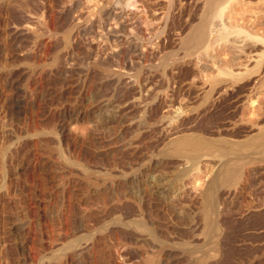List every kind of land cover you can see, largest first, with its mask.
Here are the masks:
<instances>
[{"label": "rangeland", "instance_id": "obj_1", "mask_svg": "<svg viewBox=\"0 0 264 264\" xmlns=\"http://www.w3.org/2000/svg\"><path fill=\"white\" fill-rule=\"evenodd\" d=\"M74 1L0 0V264H264V0Z\"/></svg>", "mask_w": 264, "mask_h": 264}, {"label": "bare ground", "instance_id": "obj_2", "mask_svg": "<svg viewBox=\"0 0 264 264\" xmlns=\"http://www.w3.org/2000/svg\"><path fill=\"white\" fill-rule=\"evenodd\" d=\"M75 1H76V0H75ZM75 1H74V3H75ZM167 1H168V0H167ZM170 1H172V0H169V2H170ZM206 1H207V0H206ZM211 1H212V0H211ZM211 1L209 0V2H208V4H207L206 14L203 15V20H202L201 24H200L197 28H195V29H193V30L191 29L192 32L189 31V32H190L189 34L186 33L187 35L185 34L184 37L181 38V45H182L184 48H190V47L193 46L194 41L197 39V37L195 38V34L197 33L196 36H198V35L200 34V32H196V31L200 30V29L203 28L204 26H205L204 29H201V30H206V29H207V28H206V25H207L206 22L208 21V20H207V19H208L207 16L209 15L208 13L210 12L211 9H213L212 6H213L214 4L216 5V3H213V2H211ZM213 1H214V0H213ZM216 1H217V0H216ZM219 1H220V0H219ZM71 2H72V1H71ZM76 2H77V1H76ZM88 2H89V1H88ZM91 2H92V4H91ZM97 2H98V1H97ZM97 2H96V1L94 2V1L92 0V1H90V4L94 6V5H96ZM123 2H124V1H123ZM125 2H126V1H125ZM134 2H135V1H134ZM134 2H133V3H134ZM99 3H100V2H99ZM112 3H113V2H112ZM114 3H115V2H114ZM88 4H89V3H88ZM106 4H107V3H106ZM117 4H118V6H115V7H116V9H117V8H118V9L116 10V9L114 8V10H116V11H114V10H113V11L116 12V14H117V16H118V14H119L120 12H122V10H124V8L122 9V6H124V5H122L121 0H120L119 2H117ZM117 4H116V5H117ZM124 4H125V3H124ZM170 4H172V3L170 2ZM170 4H168V5H170ZM69 5H70V4H69ZM72 5H73V3H72ZM77 5H78V3L76 4L75 8H77ZM91 5H89V6H91ZM111 5L113 6V4H111ZM111 5H110V6H111ZM114 5H115V4H114ZM119 5H120V6H119ZM64 6H65V5H64ZM64 6H62V7H64ZM78 6H79V5H78ZM93 6L90 7V8H93ZM96 6H98V5H96ZM96 6H94L93 10L96 9V8H98V7H96ZM110 6H108V7H110ZM112 6H111V7H112ZM68 7H69V6H68ZM72 7H73V6H72ZM72 7H70V8H72ZM95 7H96V8H95ZM101 8H102V7H101ZM101 8L99 7V9H101ZM168 8H169V7H168ZM61 9H62V8H61ZM68 9H69V8H67V10H68ZM87 9H88V8H87ZM109 9H110V8H109ZM112 9H113V7H112ZM112 9H111V10H112ZM126 9H127V8H126ZM63 10H64V9H62V11H63ZM65 10H66V9H65ZM73 10H74V9H73ZM73 10H71V11H73ZM88 10H90V9H88ZM104 10H105V9H104ZM62 11H61V12H62ZM71 11H70V12L67 11V12H68L67 14L69 15V14L71 13ZM99 11H101V10H99ZM99 11H98V12H99ZM63 12H64V11H63ZM87 12H88V11H87ZM108 12H110V11L108 10ZM89 13H90V12H89ZM91 13H92V12H91ZM93 13H94V12H93ZM93 13H92V14H93ZM99 13H100V12H99ZM101 13H102V12H101ZM101 13H100V15H101ZM210 13H211V12H210ZM67 14H66V17L69 18V16H68ZM95 14H96V13H95ZM97 14H98V13H97ZM102 14H103V13H102ZM64 16H65V14H64ZM64 16H63V17H64ZM87 16H88V15H87ZM97 16H99V14H98ZM112 16H113V14H112ZM33 17H34V16H33ZM61 17H62V15H61ZM119 17H120V16H119ZM35 18H36V17H35ZM86 18H88V17H86ZM206 18H207V19H206ZM64 19H65V17H64ZM64 19H63V20H64ZM80 19H81V18H80ZM121 19H123V17H122ZM33 20H34V19H33ZM85 20H86V19H85ZM206 20H207V21H206ZM60 21H61V20H60ZM68 21H70V20H68ZM68 21H67L66 23H71V22H68ZM79 21H80V20H79ZM81 21H82V20H81ZM120 21H121V20H120ZM62 22H63V21H62ZM76 23H77V22H76ZM22 24H23V23H22ZM195 24H196V23H195ZM65 25H67V24H65ZM68 25H69V24H68ZM79 25H80V24H79ZM79 25H78V26H74V27H78V29H79V27H80ZM69 26H70V25H69ZM71 26H72V25H71ZM71 26H70V27H71ZM135 26H136V25H135ZM65 27H66V26H65ZM70 27L67 28L68 30H66V34H65V36H64L65 38L63 39V41L65 40V42H66V43L64 44V45H66V46H67V45L69 46V45L71 44V43H70V37H71L70 35L72 34L71 32L75 30V28H74V30H73V29H71L72 27H71V28H70ZM137 27H138V26H137ZM29 28H30V27H29ZM12 29H13V28H12ZM12 29H11V30H12ZM65 29H66V28H65ZM78 29H77V30H78ZM189 29H190V28H189ZM189 29H188V30H189ZM14 30H15V28H14ZM14 30H13V31H14ZM16 30H17V29H16ZM16 30H15V31H16ZM20 30H21V29H20ZM22 30H23V29H22ZM201 30H200V31H201ZM24 31H25V30H24ZM75 31H76V30H75ZM75 31H74V32H75ZM74 32H73V34H74ZM203 32H204V31H203ZM205 32H206V31H205ZM14 33H15V32H14ZM16 33H17V32H16ZM18 33L22 35L23 32H22V31H19V29H18ZM18 33H17V34H18ZM120 33H121V32H120ZM206 33H207V32H206ZM12 34H13V33H12ZM17 34H15V35H17ZM25 34H26V33H25ZM32 34H33V33H32ZM73 34H72V35H73ZM203 34H204V33H203ZM203 34H202V35H203ZM26 35H27V34H26ZM26 35H25V36H26ZM34 35H35V34H34ZM23 36H24V35H23ZM200 36H201V35H200ZM203 36H206V35L204 34ZM19 37H21V36H19ZM198 37H199V36H198ZM206 37H207V36H206ZM23 38H25V37H23ZM202 38H203V37H202ZM202 38H200V39H202ZM71 39H72V38H71ZM194 39H195V40H194ZM198 41H199V40H198ZM203 41H204V40H203ZM203 41H202V42H203ZM71 42H72V40H71ZM195 42H196V41H195ZM202 42H201V43H202ZM68 43H69V44H68ZM131 43H132V42H131ZM198 43H199V42H198ZM198 45H199V44H198ZM134 46H135V45H134ZM134 46H133V47H134ZM136 46H137V44H136ZM64 47H65V46H64ZM198 47H199V46H198ZM66 48H67V47H66ZM135 51H136V50H135ZM138 53H139V52H138ZM59 57H60V56H59ZM56 58H57V57H56ZM57 60L59 61V59H57ZM149 60H150V59H149ZM53 61H54V63H55L56 60H53ZM54 63H53V65L55 66ZM57 64H58V63H57ZM100 64L103 66V68H101L102 66L99 67V68L102 69L101 71H102L103 76H104V74H105V73H103V72L108 71L107 73H110V70H109V69L105 71V69H104L105 66H104L102 63L94 64V67H95V65H96V68H97V65H100ZM53 65H52V66H53ZM54 66H53V67H54ZM58 66H59V64L57 65V67H55V69L58 68ZM62 66H63V65H62ZM61 68H62V67H61ZM61 68H60V69H61ZM99 68H98V70H99ZM107 68H108V67H107ZM60 69H59V71H62V70H63V69H61V70H60ZM103 69H104V71H103ZM96 70H97V69H96ZM98 70H97V71H98ZM59 71H58V72H59ZM99 71H100V70H99ZM62 72H63V71H62ZM48 73H49V72H48ZM99 73L101 74V72H99ZM112 73H113V72H112ZM112 73H111V74H112ZM117 73H118V72H117ZM114 74H115V72H114ZM118 74H119V73H118ZM106 75H107V74H106ZM106 75H105V76H106ZM115 75H116V74H115ZM115 75H112L113 78H114ZM108 77H109V75H108ZM108 77H106V78H108ZM115 77H116V76H115ZM118 77H119V75H118ZM109 78H112V77H109ZM220 80H221V79H220ZM224 80H225V79H224ZM216 82H217V81H216ZM216 82H214V83H216ZM221 82H222V81H221ZM225 82H226V80H225ZM248 82H249V81H248ZM209 83H210V81H209ZM211 84H212V83H211ZM247 84H249V83H247ZM247 84H246V85H247ZM218 85H219V84H218ZM220 85H221V84H220ZM225 85H226V84H225ZM243 85H244V84H243ZM208 86H210V85L208 84ZM208 86H207V87H208ZM239 86H241V85H239ZM213 87H214V86H213ZM221 87H224V86H221ZM245 87H246V86H245ZM208 88H209V87H208ZM211 88H212V87H211ZM216 88H217V87H216ZM242 88H244V87H241V89H242ZM220 89H222V88H220ZM210 91H211V89H210ZM210 91H208V92H210ZM217 91H218V88H217ZM215 92H216V90H215ZM217 93H218V92H217ZM210 94H211V92H210ZM229 94H230V93H229ZM202 95H203V94H202ZM207 95L209 96V93H207ZM214 95H215V94H214ZM214 95H213V96H214ZM222 96H223V94H222ZM207 98H209V97H207ZM229 98H230V97H229ZM212 99H213V98H212ZM212 99H211V100H212ZM217 99H218V98H217ZM206 100H207V99H206ZM211 100H210V104H212V102H213V100H212V102H211ZM227 100H228V99H227ZM207 101H208V100H207ZM208 102H209V101H208ZM213 106H214V105H213ZM217 108H218V107H217ZM220 108H221V107H220ZM215 109H216V108H215ZM204 110H205V109H204ZM206 110H207V109H206ZM208 111H209V110H208ZM70 112H71V111H70ZM202 112H203V111L201 110V111L199 112L198 115H201ZM74 113H75V112H74ZM77 113H78V112H77ZM217 113H220V111L217 112ZM217 113L215 112L214 114H211V115L206 116L207 119H208V122H210V123H214V122L216 121V120H214V119H216L215 117H216V114H217ZM76 115H77V114H76ZM204 115H205V114H204ZM206 117H205V118H206ZM218 117H220V116H218ZM218 117H217V118H218ZM225 117H226V116H225ZM227 117H228V116H227ZM206 121H207V120H206ZM202 122H203V121H202ZM204 122H205V121H204ZM208 122H207V124H208ZM226 122H227V123H226L227 126L223 124L224 126H222V127H225V126L228 127V126H229V125H228V124H229L228 121H226ZM148 123H149V122H148ZM149 124H150V123H149ZM218 124H219V123H218ZM230 124H231V123H230ZM233 124L236 125L235 123H233ZM199 125H200V123H199ZM215 125H216V124H215ZM215 125H213V126H215ZM219 125H221V124H219ZM200 127H201V125H200ZM211 127H212V126H211ZM215 127H216V126H215ZM232 127H233V126H232ZM202 128H204V126H203ZM201 130H202V129H201ZM204 130H205V129H204ZM205 131H206V130H205ZM217 131H218V130H217ZM241 131H242V130H241ZM241 131H240V132H241ZM235 132H236V131H235ZM261 132H262V130H261ZM263 132H264V131H263ZM263 132H262V133H263ZM220 133H221V131H220ZM232 134H233V133H232ZM232 134H231V135H232ZM235 135H236V134H235ZM61 136H62V135H61ZM200 136H201V135H200ZM257 136H258V134H257ZM189 137H191V136H189ZM203 137H204V136H203ZM252 137H253V136H252ZM258 137H260V136H258ZM184 138H185V136H184ZM254 138H255V137H254ZM189 139H190V138H189ZM196 139L199 140V139H201V138H200V137H199V138L197 137ZM203 139H204V138H203ZM208 139H209V138H208ZM216 139H217V138H216ZM223 139H225V138H223ZM247 139H248V138H247ZM247 139H246V140H247ZM259 139L261 140V138H257V141H258V142H259ZM214 140H215V139H214ZM221 140H222V139L220 138L219 141H221ZM230 140H232V139H229L228 141L230 142ZM184 141H185V140H184ZM186 141H187V140H186ZM186 141H185V142H186ZM191 141H192V140H191ZM193 141H195V140H193ZM202 141L204 142V140H202ZM202 141H201V142H202ZM215 141H216V140H215ZM219 141H218V143H219ZM226 141H227V140H225V142H226ZM233 141H234V140H233ZM233 141H232V142H233ZM235 141H236V140H235ZM257 141H256V143H257ZM201 142H200V143H201ZM205 142H206V140H205ZM207 142H208V141H207ZM222 142H223V141H222ZM247 142H248V141H247ZM247 142H246V143H247ZM253 142H254V140H253ZM188 143H189V142L187 141V146H188ZM192 143H193V142H192ZM195 143H196V142H195ZM197 143H198V142H197ZM215 143H216V142H215ZM226 143H227V142H226ZM233 143H234V142H233ZM236 143H237V142H236ZM236 143H235V144H236ZM172 144H173V143H172ZM189 144H190V143H189ZM222 144H223V143H222ZM224 144H225V143H224ZM250 144H251V143H250ZM250 144H249V145H250ZM252 144H253V143H252ZM182 145H183V144H182ZM193 145H194V144H193ZM204 145H205V144H204ZM204 145H203V146H204ZM217 145H219V144H217ZM237 145H238V144H237ZM237 145H234L233 147H235V146H236V147H239V145H238V146H237ZM242 145H243V146H244V145H245V146H246V145L248 146V144H242ZM173 146H174V145H173ZM185 146H186V145H185ZM194 146H195V145H194ZM194 146H193V147H194ZM196 146H198V144H197ZM199 146H200V144H199ZM253 146H254V145H253ZM181 147H184V146H181ZM181 147H180V148H181ZM208 147H209V146H208ZM208 147H207V145H206V148H208ZM218 147H219V146H218ZM191 148H192V147H191ZM195 148H196V147H195ZM206 148H205V149H206ZM221 148H222V147H221ZM241 148H242V147H241ZM244 148H245V147H244ZM247 148H248V147H247ZM259 148H260V147H259ZM164 149H165V148H164ZM224 149H225V148H224ZM235 149H237V148H235ZM242 149H243V148H242ZM193 150H194V148H193ZM207 150H208V149H207ZM212 150H213V149H212ZM229 150H230V149H229ZM243 150H244V149H243ZM245 150H246V149H245ZM248 150H249V149H248ZM176 151H177V150H176ZM188 151H189V150H188ZM208 151H209V150H208ZM210 151H211V150H210ZM213 151H216V150H213ZM221 151H222V150H221ZM199 152H200V151H199ZM229 152H230V151H229ZM232 152H233V151H232ZM238 152H239V150H238ZM238 152H236V153H238ZM240 152H241V151H240ZM246 152H247V151H246ZM179 153H180V152H179ZM179 153H178V154H179ZM183 153H184V152H183ZM192 153H193V152H192ZM201 153H202V152H201ZM204 153H205V152H204ZM214 153H215V152H214ZM214 153L212 152L211 154H214ZM217 153H218V152H216V154H217ZM219 153H220V152H219ZM227 153H228V152H227ZM163 154H164V153H163ZM202 154H203V153H202ZM223 154H224V152H223ZM165 155H166V154H165ZM169 155H171V154H169ZM179 155H180V154H179ZM214 155H215V154H214ZM224 155H225V154H224ZM227 155H228V154H227ZM243 155H244V154H243ZM172 156H176V155H173V153H172ZM172 156H171V157H172ZM202 156H203V155H202ZM215 156H216V155H215ZM228 156H229V155H228ZM238 156H239V155H238ZM198 157H199V156H198ZM235 157H236V156H235ZM255 157H256V156H255ZM194 158H195V157H193V159H194ZM176 159H177V158H176ZM184 159H185V157H184ZM187 159H190V158H187ZM195 159H196V158H195ZM198 159H199V158H198ZM157 160H158V159H157ZM161 160H162V159H161ZM182 160H183V159H182ZM200 160H201V159H200ZM212 160L215 161L216 159L214 158V159H212ZM226 160H228V159H226ZM239 160H240V159H239ZM239 160H238V161H239ZM217 161H218V160H217ZM238 161H237V162H238ZM254 161H256V160H254ZM257 161H258V160H257ZM188 162H189V161H188ZM192 162H193V161H192ZM192 162H191V163H192ZM215 162H216V161H215ZM219 162H220V161H219ZM237 162H236V163H237ZM216 163L219 164L218 162H216ZM240 163H241V162H240ZM240 163L235 164V163L233 162V163H230V164H228V165H225V168L221 169V170H220V171H219V172L213 177V179L210 181L211 183H210V187H208L209 189H208L206 192H203L202 200H201L202 202H201V203H202V208H203V211H204V212H203V211H202V212H203V214H204V216H205L206 218L209 217L210 206H211V205L215 202V200H216V195H215V193L213 192V190L216 189V188L219 187V186H224V187L226 188L227 191H230V190L232 189V186L235 185L236 183H238L239 178H240V177H238L239 173H240V174H243V173H244L243 166H242V164H240ZM192 164H193V163H192ZM192 164H191V165H192ZM214 164H215V163H214ZM156 165H157V164H156ZM183 165H184V164H183ZM216 166H218V165H216ZM222 166H223V165H222ZM222 166H220V168H222ZM153 167H154V166H153ZM85 170H86V169H85ZM178 170H179V169H178ZM245 170H246V169H245ZM157 171H158V170H157ZM182 172H183V170H180V173H181V174H182ZM245 172H246V171H245ZM180 173H177V174L175 175V177L173 176L174 178L171 179V180L169 181V183H171V185L167 184L166 187H170V188H171L172 185H173V186L176 185L177 183H176L175 181L178 180V179H180V178H179L180 175H181ZM183 174H184V172H183ZM183 174H182V175H183ZM245 174H246V173H245ZM157 175H159V174H157ZM153 176H154V175H153ZM154 177H156V176H154ZM158 177H159V176H158ZM163 179H164V178H163ZM157 180H159V178H155V179L152 180V183L150 184V190H148L149 188L147 189L148 191L152 192V191H153V188H154L155 186H156L157 188L159 187V185H157V182L159 183V181H157ZM160 180H162V179H160ZM181 180H182V179H181ZM166 181H167V180H166ZM166 181H165V182H166ZM245 181H246V180H245ZM103 182H104V181H103ZM105 182H106V181H105ZM129 182H130V181H129ZM182 182H183V181H182ZM180 183H181V182H180ZM87 184H88V183H87ZM159 184H161V183H159ZM241 184H242V183H241ZM243 184H244V183H243ZM243 184H242V185H243ZM107 185H108V184H107ZM161 185L163 186V184H161ZM168 185H169V186H168ZM181 185H182V183H181ZM242 185H241V186H242ZM98 186H99V185H98ZM236 186H237V185H236ZM244 186H245V185H244ZM88 187H89L90 190L93 191L92 194H94V195H99L100 192L102 193L103 190H107L109 186L106 187V189H105V188H104V189H100V188H98L97 186L94 187V186H92V184H90ZM166 187H165L164 189H166ZM180 187H181V186H180ZM85 188H86V186H85ZM111 188H112V187H111ZM177 188H178V187H177ZM238 188H241V187H240V184H239V187H238ZM138 189H139V188H138ZM154 189H155V188H154ZM180 189H181V188H180ZM243 189H244V188H243ZM86 190H87V189H86ZM139 190H141V189H139ZM147 190H146V191H147ZM216 190H217V189H216ZM234 190H235V188H234ZM141 191H142V190H141ZM174 191H175V190H174ZM180 191H181V190H180ZM204 191H205V190H204ZM224 191H225V190H224ZM237 191H238V190H237ZM90 192H91V191H90ZM150 192H149V193H150ZM154 192H155V191H154ZM156 192H157V191H156ZM162 192H163V191L160 190V192L158 191V194L160 193V195H161ZM181 192H182V191H181ZM218 192H219V190H218ZM218 192H217V195H218ZM232 192H233V191H232ZM221 193L223 194V191H222ZM228 193H229V192H227V196H228ZM234 193H235V192H234ZM143 194H144V193H143ZM153 194H155V193H153ZM158 194H156V195H158ZM180 194H181V193H180ZM180 194H179V195H180ZM222 194H221V195H222ZM149 195H150V194H149ZM149 195H148V196H149ZM151 195H152V194H151ZM184 195H185V191H184ZM231 195H232V194H231ZM177 196H178V194H177ZM219 196H220V194H219ZM87 197H88V196H87ZM154 198H155V197H154ZM198 198H199V197H198ZM200 198H201V197H200ZM200 198H199V199H200ZM231 198H232V197H231ZM214 199H215V200H214ZM180 200H181V199H180ZM218 202H219V201H218ZM215 203H216V202H215ZM198 208H199V207H198ZM183 214H184V213H183ZM201 215H202V214H201ZM219 215H220V213H219ZM205 217H204V218H205ZM211 217H212V216H211ZM211 217H210V218H211ZM219 217H220V216H219ZM182 218H183L182 221H184V220L187 221V220H188L187 222L184 221V224H185V223H189V221H191V218H190V220H189V216H188L187 213L184 214V215L182 216ZM195 218H196V217H195ZM261 218H262V217H261ZM137 219H138V218H137ZM212 219H213V218H212ZM212 219H211V220H212ZM193 220H194V219H193ZM195 220H196V219H195ZM195 220H194V223H195ZM201 220H202V218H201ZM203 220H204V219H203ZM135 221H136V219H135ZM199 221H200V220H197V222H196L195 224H197V223L199 224ZM131 222H133V220H132ZM139 222H140V220H139ZM139 222L137 221V223H139ZM203 222H204V221H203ZM203 222H202V223H203ZM206 222H207V220H206ZM208 222H209V221H208ZM134 223H135V222H134ZM191 223H192V222H191ZM211 223H212V221H211ZM132 224H133V223H132ZM141 224H142V223H141ZM189 224H190V223H189ZM189 224H188V225H189ZM192 224H193V223H192ZM198 224H197V225H198ZM209 224H210V222H209ZM134 225H136V223H135ZM138 225H139V224H138ZM138 225H136V226L139 227ZM185 225H186V224H185ZM190 225H191V224H190ZM205 225H206V224H204V226H205ZM207 225H208V224H207ZM212 225H213V224H212ZM144 226H147V225L145 224ZM200 226H201V225H200ZM217 226H218V225H217ZM147 227H148V226H147ZM193 227H194V225H193ZM208 227H209V225H208ZM139 228H141V227H139ZM145 228H146V227H145ZM190 228H192V226H190ZM194 228H195V227H194ZM147 229H149V228H147ZM204 229H205V228H204ZM223 229H224V228H223ZM141 230H142V228H141ZM144 230H145V229H144ZM154 230H155V229H154ZM207 230H209V229H207ZM149 231H150V229H149ZM232 231H233V230H232ZM143 232H144V231H143ZM151 232H153V231H151ZM155 232H156V231H155ZM155 232H154V233H155ZM154 233H152V234H154ZM154 235H155V234H154ZM218 237H219V236H218ZM155 238H156V237H155ZM221 239H222V238H221ZM223 242H224V241H223ZM217 243H218V241H217ZM217 243H215V244H217ZM219 243H220V241H219ZM220 244H221V243H220ZM220 244H219V245H220ZM215 246H216V245H215ZM223 246H224V243H223ZM226 246H228V243H227ZM218 247H219V246H218ZM221 247H222V246L220 245V248H221ZM71 248H72V247H71ZM88 248H89V247H88ZM226 248H228V247H226ZM230 248H231V247H230ZM230 248H228V249H230ZM189 249H190V248H189ZM192 249H193V247H192ZM212 249H214V248L212 247ZM62 250H63V249H62ZM68 250H69V249H68ZM196 250H197V249H196ZM216 250H217V249H216ZM225 250H226V249H225ZM231 251H232V250H231ZM202 252H204V251H202ZM226 252H227V250H226ZM226 252H225V253H226ZM228 252H229V251H228ZM228 252H227V253H228ZM63 253H64V252H63ZM190 253L192 254V253H194V252L191 250ZM215 253H216V252H215ZM217 253H218V252H217ZM220 254H221V253H220ZM223 254H224V253H223ZM74 255H75V254H74ZM106 256H108V255H106ZM206 256H207V255H206L205 253L200 254L199 256L195 257V259H194V263H196V264H207V261H208V260H206ZM222 256H223V255H222ZM62 257H64V255H62ZM225 257H226V256H225ZM112 259H113V258H112ZM223 259H224V258H223ZM226 259H227V258H226ZM109 260H110V256H109ZM113 260H114V259H113ZM59 261H60V260H59ZM96 262H97V261H96ZM108 262H109V261H108ZM109 264H110V263H109ZM216 264H217V263H216Z\"/></svg>", "mask_w": 264, "mask_h": 264}]
</instances>
